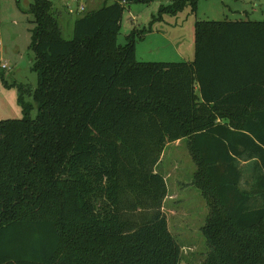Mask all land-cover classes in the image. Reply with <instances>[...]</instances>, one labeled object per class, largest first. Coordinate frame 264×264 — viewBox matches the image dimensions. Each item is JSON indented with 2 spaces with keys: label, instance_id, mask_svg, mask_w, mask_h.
<instances>
[{
  "label": "trees",
  "instance_id": "obj_1",
  "mask_svg": "<svg viewBox=\"0 0 264 264\" xmlns=\"http://www.w3.org/2000/svg\"><path fill=\"white\" fill-rule=\"evenodd\" d=\"M149 1L88 10L69 39L50 0L30 4L37 84L0 120V264H179L156 169L178 139L208 207L198 264H264V20L198 19L191 60L140 61L149 29L117 36Z\"/></svg>",
  "mask_w": 264,
  "mask_h": 264
},
{
  "label": "rangeland",
  "instance_id": "obj_2",
  "mask_svg": "<svg viewBox=\"0 0 264 264\" xmlns=\"http://www.w3.org/2000/svg\"><path fill=\"white\" fill-rule=\"evenodd\" d=\"M65 39L72 37L73 25L80 15L111 0H50ZM33 0H0V120L21 118L18 87L34 88L37 75L35 55L30 47L34 27L30 4ZM172 0H151L122 14L118 43L134 30L146 29L135 45L140 61L191 60L194 56L196 20H264V0H198L196 11L189 7L173 13H161L162 5ZM5 64V67H3ZM26 100L33 103L26 95ZM36 114V107L31 116ZM196 164L186 139L167 142L156 169L167 185L163 202L168 228L181 246L179 264H198L209 247L202 233L208 207L193 182Z\"/></svg>",
  "mask_w": 264,
  "mask_h": 264
},
{
  "label": "water",
  "instance_id": "obj_3",
  "mask_svg": "<svg viewBox=\"0 0 264 264\" xmlns=\"http://www.w3.org/2000/svg\"><path fill=\"white\" fill-rule=\"evenodd\" d=\"M138 6V4H133V5H131V9H134V8H136Z\"/></svg>",
  "mask_w": 264,
  "mask_h": 264
},
{
  "label": "built area",
  "instance_id": "obj_4",
  "mask_svg": "<svg viewBox=\"0 0 264 264\" xmlns=\"http://www.w3.org/2000/svg\"><path fill=\"white\" fill-rule=\"evenodd\" d=\"M3 67H5V64H3Z\"/></svg>",
  "mask_w": 264,
  "mask_h": 264
}]
</instances>
